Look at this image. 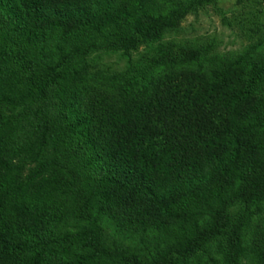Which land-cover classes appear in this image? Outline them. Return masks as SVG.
Instances as JSON below:
<instances>
[{
  "label": "trees",
  "instance_id": "1",
  "mask_svg": "<svg viewBox=\"0 0 264 264\" xmlns=\"http://www.w3.org/2000/svg\"><path fill=\"white\" fill-rule=\"evenodd\" d=\"M219 2L0 0V264H264L256 1L239 50L164 40Z\"/></svg>",
  "mask_w": 264,
  "mask_h": 264
},
{
  "label": "rangeland",
  "instance_id": "2",
  "mask_svg": "<svg viewBox=\"0 0 264 264\" xmlns=\"http://www.w3.org/2000/svg\"><path fill=\"white\" fill-rule=\"evenodd\" d=\"M254 1L256 3L252 9L258 13L257 21L261 24H259L260 29L264 30V0ZM233 2L234 0H220L218 7H221V11L206 5L203 9L198 10L196 14L187 15L181 22L182 32L172 36H165L164 40L171 39L177 44H185L188 41L191 43L194 41L200 46L209 44L211 45L209 52L217 54H226V52L239 50L240 46L247 42L245 40L246 32L242 28L250 24L245 22V25L239 28L240 25H235V22L227 23V20H221L222 15L226 19H232L233 13H237L235 8H232ZM243 20L246 21L247 19L244 18ZM257 21L253 19V22ZM147 48L140 46L138 52L141 53ZM139 53H133L132 58H136ZM99 62L102 66L108 67L109 70H120L125 67V58L117 53H100Z\"/></svg>",
  "mask_w": 264,
  "mask_h": 264
}]
</instances>
